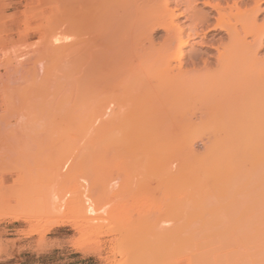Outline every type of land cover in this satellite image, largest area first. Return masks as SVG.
<instances>
[{"label":"rangeland","instance_id":"1","mask_svg":"<svg viewBox=\"0 0 264 264\" xmlns=\"http://www.w3.org/2000/svg\"><path fill=\"white\" fill-rule=\"evenodd\" d=\"M68 5V0H0V264H264V235L260 234L264 232V226L259 227L261 222L264 223V202H260V205L256 203L260 200L258 198L263 200L264 196L263 174H256L258 177L254 175L257 178L254 181L249 180L252 176L244 177V181L243 174L238 170L235 171L236 174L230 172L229 176L220 175L221 171L217 170L220 155L209 141L214 132L211 129V132L208 131L209 127L203 124L216 113L212 118L214 119L222 107L211 104L206 109L191 108L192 96L189 91L167 90L165 71L156 66L146 68V72L150 73L148 78L153 76V80L149 79L154 81V85H148L149 80L147 83L140 82L144 87L136 82L134 86H130L134 90L126 93L130 102L119 106L118 92L121 94L120 91L123 90L113 87L116 93L110 95L112 98L116 97L111 99L108 94L110 88H106L105 81L108 79L111 83L123 80L128 75L127 71L133 70L127 63L136 51L133 47H128L129 50L115 54V59L123 56L127 63L98 62L91 54L95 50L82 43L79 23L83 14L79 9L74 17L79 22L77 27L72 31L68 26ZM183 9L185 7H181L177 14L183 12ZM198 9L202 12L209 10L203 3L198 4ZM261 20L264 21V12L260 16V23ZM214 22L212 19L213 24ZM180 23L189 25L184 17L180 18ZM213 28L211 27V31L206 30L208 33L205 31L207 35L200 33L201 37L191 41L186 49L187 57L196 53L197 57L201 55L205 59L207 54L206 59L211 65L207 70L202 66V71L199 68L192 75L190 65H185L184 69L188 72L185 79L194 80L193 83L196 81L194 84L199 88L195 86L194 90L198 101L205 100L209 95L215 99L221 93L234 92L244 83L235 80L231 83V79L228 82L227 78H222L225 77L221 75L226 74V69L218 68L217 60L220 53L224 52L223 46L228 42V37L224 30ZM160 31L154 41L157 49L164 42L162 36L165 31ZM247 41L252 43L254 38L249 36ZM82 51L90 57L91 64L87 57H81ZM88 51L91 53L88 54ZM109 56L103 54L100 58L110 59ZM256 56L257 60L261 59L259 61H262L263 66L264 48ZM81 62L87 64L82 66ZM92 64L100 66L96 65V68ZM139 70L144 72L143 69ZM178 71L173 69L174 73ZM138 73L140 71L137 75ZM120 75L121 78L118 79L117 76ZM132 82L134 81L131 80ZM111 84L114 86L116 83ZM261 85L264 86L263 83ZM139 86L146 89L147 94ZM173 86L177 88V84ZM236 94L239 95L235 92L234 95ZM261 94L249 100L253 99L252 102L260 105V109L264 106H261L264 101L263 92ZM106 101L110 102L107 104L111 108ZM101 104L107 105V108H101ZM166 106L171 107L170 110ZM183 107L187 109L186 113L180 111ZM126 108L134 110L135 118L132 117L133 113L127 114L130 111L124 113L129 118L131 115L134 120L130 119L134 124L137 122V127L129 120L126 123L128 126L119 128L121 132L132 134L134 129L140 128L138 123H143L144 119L147 122L144 129L148 133L161 132L166 138L158 139L160 143L156 141L155 147L146 146L148 148L141 147L140 150L132 147L129 142L118 141L116 143L119 145L116 146L111 137H118L120 130L113 127L104 129L100 124L102 126L109 122L107 118L112 113L115 118L116 115L121 116L123 112H119ZM172 110L174 115L170 114ZM191 110L193 111L190 112ZM263 111L264 109L260 111L261 115L264 114ZM166 112L168 115H165ZM114 116L110 120L114 121ZM261 118L264 119V116ZM260 122L259 128L264 123L263 120ZM191 126H196L199 131L200 128L205 130L195 135ZM263 128L260 129L264 130ZM234 147L239 150L240 145ZM100 151H104L103 154ZM138 158H141L140 161L145 160L142 158L159 161L154 168L152 165L156 162L153 160L152 163L151 159L149 162L152 163V168L150 170V166L148 170L139 166ZM209 161L215 162L214 167ZM179 163L195 166L199 170L190 167V171L184 170L176 178L172 170ZM247 166L251 169L253 163L249 162ZM210 168L217 171L216 176ZM249 182L256 183L255 186L252 185V189L257 188L261 194L256 190H250L251 194H248L246 191H249ZM219 184L229 188L226 187L224 192ZM235 184L236 187L233 186ZM238 184H242V187ZM151 186L153 187L150 188ZM232 187L234 192L230 190ZM210 189L212 191L209 192ZM216 190L218 193H215ZM229 190L232 192L231 200ZM244 191L246 193L243 195ZM240 195L244 199L242 202L246 199L248 201V198L250 202L258 195L260 197L254 201L252 199L248 205V202H240ZM227 198L230 201L225 200ZM258 205L263 207L259 208ZM224 218L230 222L224 223ZM221 219L222 221H218ZM239 231L247 232L242 235ZM252 231L254 235L249 234Z\"/></svg>","mask_w":264,"mask_h":264},{"label":"bare ground","instance_id":"2","mask_svg":"<svg viewBox=\"0 0 264 264\" xmlns=\"http://www.w3.org/2000/svg\"><path fill=\"white\" fill-rule=\"evenodd\" d=\"M175 1L176 2H173V0H68V4H69L68 5L69 6L68 7V10H69L68 12H70V14L68 15L70 19L69 20L67 19L70 22V23H68V26L70 25L69 27L72 29V31H74L73 29H75V27H77V25H78L77 23H79V22L78 21H75L74 20V17L76 15V13H75L76 10L79 9L81 11V13L83 14V18H82V20L79 23V24H81V30H82L80 32V36H82V43L87 48L90 49V47H91L92 49L95 50L94 53H91L90 51H88L89 52L88 54L91 53L92 56L94 55V57L96 58V60L98 62L99 61H103L105 63V62H109L110 61V63H114V62L127 63V59H123L124 58L123 56L116 57V59H115V57H114L115 54L116 53H119V52L121 53L125 49L129 50L128 47H133L134 48V51H136V53L133 54V56L130 58V60L127 63V64L131 65V68L133 70L130 71V69H129L127 71L128 72V75L123 80L121 79V80H119V82H118V80L115 81V82H113L112 81L113 78H112L111 79V81H112L111 83H113V84L116 83L117 84V85L115 84L114 86L107 81L108 79L105 81L106 82L105 83L106 84V88L108 90L110 88V91H108L109 93L108 92L107 93L109 94V97H111V99H115V97H116L115 96V97L112 98V95H110V93L111 94H113L114 92L116 93V91H113L114 90L113 87L117 88V90H120L121 89V90L124 91V92L123 91H120L121 94H123L122 96L118 92V95L120 97V99H118L120 101V105L119 106H122L123 103H124V105L128 103V101H129L130 98H128V96H127L126 93H131L134 90L133 88H132L133 90L131 89V87H130L131 85L134 86L136 82H139V84H141L140 86L141 87H144V86H142V83L149 82L150 81L149 78H151V80H153L152 79L153 76L148 78V75H150V73L146 72V68L148 66H156V67L163 68L164 71H165V74H166V84H167L166 85V89L169 90V91H172V92H175V91H178V90H181V89H184V90L189 91V94L192 96V99L190 101L191 102L190 103L191 104L190 105L191 108H195V109L196 108L197 109H199V108H202V109L205 108L206 109L207 107L209 108V106L211 104H214V105H217L219 107H222V110L220 109V112L218 113V115L216 117H214V119H212V118L216 114L215 112H214L215 114H213V116L210 117L211 120L208 119L207 121H205V123L203 122L204 126L209 127L208 128V131H210L209 129H211L214 132L213 133L214 134L213 137H211V138L209 136L208 137L210 139L209 141L212 144V147L213 148L216 147L218 149L217 152H219V155H220V159H219L218 156H216V158H218L219 159V162H220V164H219L220 166L217 168V170H220L221 171L220 175L221 174H227L226 176H229L230 175L229 174L230 172H234L235 173V171L237 172V170H238L239 172H241V174H243L242 178H243L244 181H245V178L244 177H248V178H252L253 177L252 179H249L250 181H254L255 179H257V178H254L257 175L258 176L259 175L262 176V174H263L262 177H264V130H261L260 129V128H263L262 126L264 125V123L259 128V126H260L259 123H261L260 121L263 120V122H264V119H262L263 117L261 118V116H264V114L261 115V112H260L261 110L264 109V106H263L264 105V101H262L263 104H261V106H263V107H261L262 109H260V107H259L260 105L258 106L256 104V102H252L253 99L251 101H249L250 98H252L253 96H258L262 92L264 94V86L261 87L262 86L261 84L262 83L264 84V68H263L264 64H263V66H261L262 61H259L261 59H258V60L256 59L257 58L256 55H257L258 51L260 49L264 48V21L262 22V20H261L262 23H260V16L264 12V7H263L264 0H214V1H211V0H175ZM200 3L201 4L203 3V5L205 7H207V8H209V10L207 12L200 11L198 9V4H200ZM181 7H185V10L183 9L184 10L183 12L177 14V11L180 10ZM181 17H184L186 19V21L189 22V25L186 26V25L181 24L180 23V18ZM212 19L215 20V22H216V23L214 22L215 25L212 23ZM69 27H67V29ZM211 27H214V28L216 27L215 28L216 30L219 27L221 31L224 30L226 32L227 37H228V42L225 45L222 44V45H224L223 46L224 52L223 53H220V55L218 57V60H217L218 62L216 61L218 63L217 64V67L218 68H224V69H226V74L223 73L221 75V76H225V77H222V78L223 79L224 78H227L226 80L228 82L231 79V81H230L231 83H233V80L239 81L240 83H242V82H244V83H242L241 85L238 84L239 85L238 87H240L238 90H236V91L234 90V92L229 91V92L221 93V95L218 96V97L216 96L215 99H212V97L208 94L213 101H211V99H210L209 96H208V98H206L203 101H198L195 98L196 97L195 96L196 91H194L195 90V86L197 85V84L196 85L194 84V83H196V81L193 83L194 80L192 81L191 79L190 80L189 79H185V77L188 75V72H186L185 69H184L185 68V65H187L186 63H188L187 67L190 65L189 67L192 68L191 70L193 72L191 71V75H192V73H195L196 71H199L200 70L199 68H201L202 66H203V69H206L207 70V67L209 69V67L211 65H209V61H207V59H206V57H208L207 54H206V57L203 54V56L205 57V59L201 55L197 57L195 55L196 53L195 54L192 53L193 55L191 54V57H187V51H186V49L188 48L187 46L190 45L191 41H193L197 37H201V34L200 33H203L204 35H207L206 32L209 31V29L211 31ZM160 29H164V31H165V35L162 36L163 39H164V40H162V42L163 41L164 42H163V44L160 42L162 45H160V47H158V49H157V47H155V44H154L155 42L154 41H155L156 35H158L159 33H161ZM249 36H252L254 38V41H253L254 43L253 42L251 43V42H248L247 41V37H249ZM162 37H160V38L162 39ZM79 42L81 43V40ZM175 44H177L176 45L177 47L175 46ZM174 46L176 47V50L175 51H174ZM80 47H79V49H80ZM84 53L85 52L82 51L81 57L82 58H86L87 57L88 60L90 61V59H89L90 57L87 56ZM127 53H129V52H127ZM103 54L105 56L106 55L107 56L110 55L109 56L110 59H105V58L104 59H101L100 58V55H103ZM84 55H86V56H84ZM109 57H107V58H109ZM187 58H189V59H187ZM82 64H83L82 66H84V64H87V63L86 62H83ZM90 64H91V61H90ZM96 65L97 66H100L98 64H96ZM88 66L90 67V65H88ZM95 66H93V64H92V67H95ZM97 66H96V68H97ZM139 69H143V71L145 73L142 72V70H139ZM173 69H178L179 71L177 73H174L173 72ZM197 69H199V70H197ZM203 69L201 68L200 71H202ZM122 71H124V70H122ZM138 71H140V73H138L139 75H137V72ZM223 71H225V70H223ZM83 72H85V71H83ZM152 73H154V72H152ZM140 74H142V75H140ZM121 75H122V73H121ZM121 75L120 76H117L118 79L121 78ZM212 76H210V77L212 78ZM102 77H103V75H102ZM210 77H208L209 78V81H210ZM131 80L134 81V82L131 83ZM190 81H192V82H190ZM197 81H199V80H197ZM140 82H142V83H140ZM153 82L154 81H150L148 85H151L150 83H153ZM128 83H129V86H127ZM205 83H206V81H205ZM109 84H111V85H109ZM173 84H177V88L174 87ZM99 85H102V83L99 84ZM136 85H138V84H136ZM153 85H154V83H153ZM140 86L138 88H140ZM196 87H197V89H199L198 86H196ZM99 88H102V87L99 86ZM157 88H158V86H157ZM160 89H161V87H160ZM173 89H175V90L173 91ZM144 90H145V92L147 94L146 89H144V88L141 89L142 92H144ZM235 92H237L239 95L238 96H237V94L234 95ZM133 93L135 94V92H133ZM185 93H187V92L185 91ZM118 95H117V97H118ZM125 96H127V97H125ZM188 96H185V97H188ZM191 96H189V97H191ZM122 97H123V99H122ZM260 97L258 99H260ZM127 98H128V100H126ZM200 98H201V96H200ZM202 99H203V97H202ZM255 99H257V98H255ZM124 100H126V101L124 102ZM109 101L108 102L106 101V104L107 103L110 104ZM154 101H155V99H154ZM258 102L261 103V101H258ZM165 103H167V102H165ZM109 104H107V105L109 106ZM107 105L102 106V104H101V108H104ZM134 105H136V104H134ZM171 105L174 106L173 104H171ZM182 105H180V106H182ZM132 107H133V105H132ZM166 107L168 108V106H166ZM169 108H171V107H169ZM113 111L114 110H112V112ZM124 111H125V113H127L128 111H130L131 113L128 112L127 114H132L134 110L132 111V110L126 108V110L123 109L121 112L118 111L119 114H121L123 112L122 113L123 116L122 115L121 116L118 115V117H117V115H116V118L114 116V113H112V115L114 116V121L110 120V118L112 117V115H111L110 118H107V120H109V122H107V120H106V122H107L105 124L106 126L103 125V124L101 126V124L98 122L100 124V127H102V128L104 127V129L106 127H108V128L109 127H113V128H116L118 130L119 128L122 129L121 126H125V125L128 126V124H126V123L127 122H130L129 121V120H131L130 118H132V117L135 118L134 117L135 114L133 113L134 115H132V117L130 115V118H129V116L124 113ZM180 111L186 113L187 109L185 107H183L182 110H180ZM192 111L193 110H191L190 112H192ZM118 112H117V114H118ZM173 112L174 111L172 110V113H170V114H173L174 115L175 112L174 113ZM263 113H264V111H263ZM165 115H168L167 112H166ZM169 116L171 118V115H169ZM189 116H191V115H189ZM133 120H131V123L134 122ZM144 121L145 120L143 119L142 122L144 123ZM136 123L135 124L133 123V125L136 126ZM143 123H138L139 124L138 127H140V128L134 129L135 131L133 133L131 132L132 134L126 133V131L121 132V130L119 129L120 130L119 131L120 134L118 135V137L117 136L111 137L112 143L113 142L116 143L118 141L119 142L120 141L121 142L123 141L122 143H124V142L126 143L127 142V144H128V142H129V144L132 147H135L136 149L138 148L137 150H140L139 148H141V147L148 148L146 146L155 147L156 141L158 139H161L162 137H165V134L164 133H161V132L150 133V131L148 133V130L146 131L144 129L147 126L146 125L147 122L144 123V124ZM153 124H154V122H153ZM193 124H194V122L192 121V125ZM89 125H91V124H89ZM96 125H97V123H96ZM129 125H130V123H129ZM149 125H148V128H149ZM186 125H187V122H186ZM189 125L190 124L188 123V126ZM241 125H243V127ZM115 126H117V127H115ZM188 126H187V128H189ZM240 126H241V128H240ZM94 127H95V125H94ZM151 127H152V124H151ZM191 127L192 128H190V129H191V131L195 135L198 132L201 133L200 131H203V129L205 130V128H203L202 130L200 128V131H199V128H197L196 126H191ZM261 131H263L262 134H261ZM152 132H154V131H152ZM93 135H95V134H93ZM111 136H112V134H111ZM174 137H175V135H174ZM188 137H189V135H188ZM105 138L106 137L104 136V139ZM157 142H159V141H157ZM178 144H179V142H178ZM237 144L240 145L239 150H236L235 149L236 147H234ZM118 145L119 144L116 143V146H118ZM132 147H130V149ZM127 151H129V150H127ZM127 151H126V153H127ZM133 151H135L134 148H133ZM158 151L161 152V150H158ZM100 152H102V154H103L104 151H100ZM159 154L161 155V153H159ZM117 155H120V154H117ZM110 156H111V154H110ZM161 156H163V155H161ZM159 158H161V157H159ZM140 159L138 158L137 161H140ZM142 159H145V160L140 161L139 162V166L144 167V169L145 168L148 169V167H150L151 164L156 160V159L151 158L152 159V163H151V162H149L151 159L149 161L146 160V158H142ZM135 160L133 162H135ZM205 160H206V158H205ZM158 161H159V159H157V161H155L156 164L153 163L154 165H152V166L154 167V166L158 165L157 164ZM197 161H199V160H197ZM194 162H195V160H194ZM249 162L253 163V167L251 169L250 168L249 169L247 168L248 167L247 165L249 164ZM212 163H213V166L212 167H214V165H215L214 163L215 162H212ZM212 163H211V165H212ZM136 164H138V163H136ZM176 164H178V162ZM192 164H193V162H192ZM216 165H218V164H216ZM152 166L150 167V170H151ZM190 167H193V166H191V165L184 166V165H181V164L180 165H176V167L174 168V170H172V173L174 172L173 174H175L176 175V178H177V174H180L181 172L183 173L184 170H186V171L189 170ZM169 170H170V168H169ZM191 170H192V168H191ZM197 170H199V169H197ZM208 170H209V168H208ZM208 170H206V171H208ZM212 171L214 172V170H212ZM216 172L217 171L214 172L215 173L214 174L215 176L217 175ZM239 172L237 174H239ZM204 175H205V173H204ZM212 175H213V173H212ZM206 176H207V174H206ZM250 176H252V177H250ZM261 176H260V178H261ZM169 177H171V176H169ZM174 177L175 176H173V178ZM179 177H180V175H179ZM179 177H178V179H179ZM234 177H235V175H234ZM234 177L231 178V179H234ZM239 177H241V175H239ZM239 177H237V179ZM213 178H215V177L213 176ZM217 178H216V180H217ZM260 178L258 179L259 181L261 180ZM246 180H247V178H246ZM258 180H257V182H259ZM240 181L241 180H239V182ZM203 182H204V185H206L205 184L206 182L205 181H202V183ZM262 182H264V181L262 180ZM160 183L161 182H159V184ZM234 183H235V181H234ZM240 183H242V182H240ZM253 183L252 184L250 183L249 186H247L248 185V183H247L246 186H247V188H248L249 191H246V192H249L248 194H251L250 193V190L251 191L253 190L252 192H254L256 190V192H258L259 194H261L257 190V188L255 190L252 189V185L253 186L256 185V183H254V184ZM259 183H261V182H259ZM156 184H157V182H156ZM244 184H245V182H244ZM148 185H150V184H148ZM225 185H226V183H225ZM239 185L240 184H238V186ZM262 185H264V184L262 183ZM197 186H199V185H197ZM206 186H205V188H206ZM224 186H221L220 185V189L223 188V190L225 192V190H226L225 188L227 186L226 187H224ZM233 186L236 187L237 185L235 184ZM240 186L242 187V184ZM246 186H245V188H246ZM144 187H146V186H144ZM152 187L153 186H151L150 188H152ZM200 188H201V186H200ZM205 188H204V190H205ZM227 188H229V187H227ZM243 188H244V186H243ZM258 188L260 189L261 187L259 186ZM130 189H131V187H130ZM155 189H157V188H155ZM159 189H160V187H159ZM220 189H218V190L220 191ZM232 189H234V188L232 187L230 190L233 191ZM240 189L242 190V188H240ZM128 190H127V192H128ZM230 190L228 192V193H230V195H228V196L230 197V200H231V195H232L231 193L232 192ZM245 190H247V189H245ZM210 191H212V190L210 189L209 192ZM262 191L264 192V189ZM199 192H202V191H199ZM199 192H197V193H199ZM246 192L244 191L242 194L244 195V193H246ZM155 193H157V192H155ZM215 193H218L217 190L215 191ZM209 194H211V193H209ZM209 194H207V195L209 196ZM168 195H170V194H168ZM197 195H199V194H197ZM248 196H246V198ZM258 196L260 197V195H258ZM258 196H256V197L258 198ZM199 197H200V195H199ZM225 197H227V196H225ZM257 198H254V199L252 198V199L254 201ZM262 198L264 200V196H262ZM241 199H242V196H241ZM249 199L250 198H248V201L246 199L245 202H242L244 199L240 200V198H239L240 202H242V203H247L248 202V205L252 202L251 201L252 199L250 200V202H249ZM259 199L261 200V198H258L257 200H259ZM225 200L230 201L229 198H227ZM260 200L257 201L256 203L259 204L260 202H262V203L264 202L263 200H261V201ZM220 201H221V199H220ZM231 204H232V202H231ZM222 206H223V204H222ZM261 206L263 207V205H261ZM261 206H259V208ZM242 207H244V206H242ZM241 209H244L245 210V208H241ZM262 212H263V215H264V211H262ZM203 213H204V211H203ZM231 213H233V212H231ZM197 214H199V213H197ZM19 215L17 216L18 218H19ZM222 215L224 217L226 216L224 214H222ZM222 215H220V218H221ZM243 215H245V214H243ZM257 216H258V214H257ZM201 217L202 216H200V218ZM253 217H252V221L254 219ZM259 217H260V215H259ZM224 219H226V220H224V223H225V221H228L227 218H224ZM256 220L257 219H255V222H256ZM218 221H222V219L221 220H218ZM261 221L262 220H260V222ZM228 222H230V221H228ZM261 223H262V225H260L259 227H263L264 226L263 225L264 223L263 222H261ZM192 225H191V228H192ZM197 225H199V224H197ZM206 225H207V223H206ZM246 225H249V224H246ZM241 230L245 231V229H243V228ZM246 230H248V229H246ZM258 231H259V229H258ZM262 231H264V229ZM239 232L242 235H244L247 231L245 233H243L242 231H239ZM239 232H238V234H239ZM252 233L254 235V232L253 231L250 232L249 234L251 235ZM255 233H256V231H255ZM260 234L261 235H264V232H262ZM247 236H249V235H247ZM242 237L243 236H241V238ZM245 238H246V235H245ZM248 238L249 237H247V239ZM258 238L256 239V241L258 240ZM203 239H205V238H203ZM250 241H251V239H250ZM257 247L258 246H256V249H257ZM260 248H262V247H260ZM240 252H241V250H240ZM254 252H255V248H254Z\"/></svg>","mask_w":264,"mask_h":264}]
</instances>
